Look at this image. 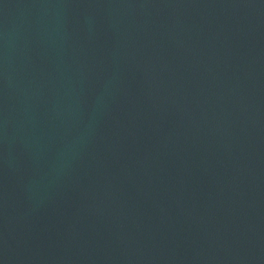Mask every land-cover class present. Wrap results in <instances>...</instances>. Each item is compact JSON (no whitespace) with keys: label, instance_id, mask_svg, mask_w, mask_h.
Returning <instances> with one entry per match:
<instances>
[{"label":"water","instance_id":"95a60500","mask_svg":"<svg viewBox=\"0 0 264 264\" xmlns=\"http://www.w3.org/2000/svg\"><path fill=\"white\" fill-rule=\"evenodd\" d=\"M0 264H264V0H0Z\"/></svg>","mask_w":264,"mask_h":264}]
</instances>
